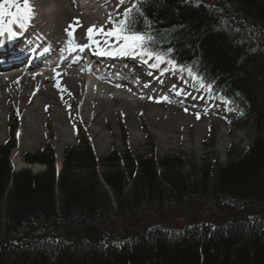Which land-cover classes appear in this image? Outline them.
<instances>
[{
	"label": "trees",
	"instance_id": "obj_1",
	"mask_svg": "<svg viewBox=\"0 0 264 264\" xmlns=\"http://www.w3.org/2000/svg\"><path fill=\"white\" fill-rule=\"evenodd\" d=\"M131 5L130 30L192 67L212 92L241 102L238 120L255 139L212 170L206 165L197 180L176 158L128 150L106 156L101 173L86 141L64 151L59 173L51 149L22 156L44 170L13 172L12 136L0 144V264H264V0ZM191 204L210 217L142 222Z\"/></svg>",
	"mask_w": 264,
	"mask_h": 264
},
{
	"label": "rangeland",
	"instance_id": "obj_2",
	"mask_svg": "<svg viewBox=\"0 0 264 264\" xmlns=\"http://www.w3.org/2000/svg\"><path fill=\"white\" fill-rule=\"evenodd\" d=\"M112 3L113 7H108L105 9V11L100 9H84L85 11L89 12V16L87 17L81 15V12L79 13V16L74 18L61 17L57 14L58 17L55 19V21L58 25L60 24L61 27L65 25V28L67 29L66 26L69 23L74 25V20L78 19L79 23L75 26L77 27L78 33L81 37L83 35V31L87 27L93 25H95L97 28L104 26L105 30H110L113 28V24L108 22L109 15L112 11L118 9L116 8V3H118V0L117 2L116 0H113ZM122 6L119 7L121 10L123 8ZM98 38L101 41L103 40L102 36ZM161 66L162 64L157 68L158 70L156 69L157 74H159L158 72L162 68ZM167 77L171 79V75L168 73ZM83 90L84 87L81 83L79 95L82 94ZM65 93H67L66 95L70 104H63L60 108L68 111V108L71 106L72 109L71 112L69 111L68 115L63 118V124L67 132V138L61 141H56L53 128L51 125H49L50 116H46L44 120L39 123V128L45 133V135H42L43 139L39 143L20 145V156H23L25 153H35L42 149H51L54 150L55 156L57 157V153H61L64 147L78 148L81 147L83 142L88 141L94 150L96 160L99 161V164H97V171L101 173L103 171L102 161L106 156L113 152L123 155L124 150H128V152L135 158L140 156H155L156 158L168 156L176 158L180 164H183L182 170L188 172L190 176L198 180L200 171L206 168V165L208 167L207 169L212 170L217 163H225L229 154H235L240 149L248 148L254 137L253 133L255 130L253 127L247 125L245 127L239 128L238 124L233 118L227 119L223 117L222 113H220L221 111H212L209 114H204L203 112H187L184 109H176L173 107L170 113L184 115L186 118L192 119V121L189 120L191 123L187 127L182 125L176 127V123L174 122L175 132L170 133L171 138H173L174 141H171L173 142L171 144L168 143L170 140L165 144L161 143L160 141V145L157 144V138L154 135V129L152 126H149L145 119H141L140 122L134 126V128H131L125 123L124 115L122 113H118L110 119L106 118L103 123H98L100 126L97 128L101 130V134L106 140L105 142H100L96 139V137L92 139V133L87 130L86 124L80 120L81 118L78 113L77 103L75 102L77 96H73L70 90H66ZM136 98L151 99V95L137 94ZM9 100L11 101V98L6 100L7 106L4 103L3 110L0 112V118L2 119L0 121V144L14 135V138L17 140V145L14 148L16 149L18 147V140L21 135V113L15 104L9 106ZM148 104L153 106L152 100H150ZM160 110L167 113V110ZM197 114H199V119H197ZM45 120H47V125L43 123ZM207 120H210V124L208 126L204 125ZM197 124L201 127L196 128ZM11 128L12 132L10 133ZM130 132L134 133L136 136V144L131 143L129 137V135H131ZM46 133L48 135H46ZM59 160L60 158L57 160L58 163H60ZM25 165H27V169L29 168L32 170V167L35 164L28 166V164L25 163ZM12 166L15 170L26 169L24 166H21L17 169L13 164ZM119 166L121 172H123L126 176V180L129 181L128 183L132 182V178L128 177V169L126 168L125 162L121 161ZM41 170H43V167L38 165V168L34 171ZM123 193H126V190H124ZM112 199L114 198L112 197ZM160 214H162L161 217H156L155 214L145 216L142 221L143 224L146 222L149 223L156 218H160L161 221H171L172 224H180L184 221H192V218L195 217H210L209 212L205 208L192 204L180 205L175 208L174 211L161 212Z\"/></svg>",
	"mask_w": 264,
	"mask_h": 264
},
{
	"label": "bare ground",
	"instance_id": "obj_3",
	"mask_svg": "<svg viewBox=\"0 0 264 264\" xmlns=\"http://www.w3.org/2000/svg\"><path fill=\"white\" fill-rule=\"evenodd\" d=\"M41 1L44 2L45 0ZM46 1L54 3L50 5L54 12L61 17L74 18L79 15L80 9L72 8V2L70 0ZM109 2L110 0L106 3L109 4ZM35 15H37V12H35ZM46 15L51 16L52 14L48 12ZM44 23L49 24V22ZM45 24L40 28L42 32L46 31ZM34 25L35 23L31 20V23H26L23 29H25L26 26L29 28ZM58 27H60V24L56 26L55 30L58 31ZM27 34L28 30L25 32V35ZM59 39L62 42V38L60 37ZM1 51L7 53L5 49ZM4 56L12 57V55L8 53ZM135 56L138 58L141 57L139 54ZM47 67V64H43L38 65L35 67L36 69L32 71L28 69L0 71V112L3 110L4 103L7 106L6 100L11 98V101L9 100V106L15 104L21 113V135L18 140L19 144L11 154V163L16 169L25 165L20 156V145L39 143L43 139L42 135H45V133L39 128V123L44 120L46 116H50L49 125L53 128L56 141L67 138L63 118L68 115L69 111L71 112L72 109L71 106L68 108V111L60 108L63 104H70L65 94L66 90H70L73 96H77L75 102L77 103L80 120L86 124L87 130L92 133V139L96 137L100 142H105L106 140L102 136L101 130L97 128L100 126L98 123H103L106 118L110 119L118 113L124 115L125 123L131 128H134L141 119H145L149 126H152L154 129L157 144H159V141L165 144L169 140L170 142L168 143H173L171 141H174V139L171 138L170 133L175 132L174 124L176 123V127L180 125L187 127L192 121V119H188L184 115L170 113L171 106L161 102L158 97L150 99L152 100L153 106L148 104L150 101L148 99L136 98L138 93L142 95L145 93L151 94L160 90L162 87H166V80L164 78L158 77L157 80L154 81L151 75L144 72V76L138 79L139 81L137 82L141 83V81H147L148 85L142 86L144 89L138 92L136 88L129 89L122 81L105 80L100 75H97L93 82L90 84L88 82V84L85 85L88 87L85 94L82 93V95H79L80 84L83 82L84 78V73H82L84 70L80 66L76 64H64L61 65L56 72L50 74L43 73L42 71H47ZM140 67L141 66L137 67V69ZM57 72L60 73L59 77L56 75ZM57 82L61 85L60 89L55 87ZM150 87H154V90H151ZM177 91L181 92L179 89ZM160 109L167 110V113ZM1 120L0 118V121ZM43 123L47 125V120ZM209 124L210 120L204 123L206 126ZM200 127V125H196V128ZM253 134L254 137L251 143L256 136L255 132ZM46 135L48 134L46 133ZM129 137L132 144L137 143V138L134 133H131ZM71 148L72 147H64L61 153H57V160L59 158L62 159L64 151ZM38 165L45 169L44 163L36 162L32 170H36ZM54 168L55 170L58 168L55 163Z\"/></svg>",
	"mask_w": 264,
	"mask_h": 264
},
{
	"label": "snow or ice",
	"instance_id": "obj_4",
	"mask_svg": "<svg viewBox=\"0 0 264 264\" xmlns=\"http://www.w3.org/2000/svg\"><path fill=\"white\" fill-rule=\"evenodd\" d=\"M124 0H119V6L123 5ZM139 0H137V3ZM137 10L136 5H131L128 8H124L123 13L119 10L116 11V19L109 16V23L113 24V28L110 30H105L104 26L97 28L95 25L90 26L87 29V38L91 44L96 45L97 48L100 47L101 43L109 45V48L104 52H99L100 55H137L141 57H147L153 60V68L160 67L161 64L171 65L170 71L174 72H187L188 75L197 82L200 88H207L209 91L212 89L211 83H205L203 78L198 74L194 73L192 67L181 66L176 63V61L170 56H165L161 53H157L154 49L148 47L150 44V37L145 36L144 33L133 32L130 30V16L133 11ZM34 5L32 0H0V49H3L4 37L6 36L8 40H12L18 36L16 28L23 29L25 24H30L31 20L34 18ZM78 19L74 20V25H78ZM74 28L72 25L65 29V33L68 40L65 42L67 45V50L69 54L74 51H83L84 45H73ZM103 37V40L97 39V37ZM115 43V47H112ZM169 54L172 49L166 50ZM7 53L0 52V58H2ZM147 62V61H145ZM56 72V69H53ZM59 77L60 73H56ZM58 89L61 88L59 82L55 85ZM66 90V89H64ZM165 100L167 97L164 98ZM159 102V101H157ZM187 111V109H186ZM197 119H199V114H197Z\"/></svg>",
	"mask_w": 264,
	"mask_h": 264
}]
</instances>
